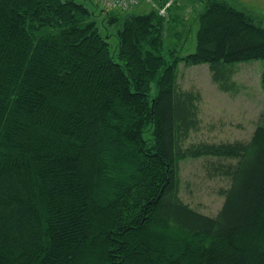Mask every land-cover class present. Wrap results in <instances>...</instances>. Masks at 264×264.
I'll list each match as a JSON object with an SVG mask.
<instances>
[{"label":"trees","instance_id":"obj_1","mask_svg":"<svg viewBox=\"0 0 264 264\" xmlns=\"http://www.w3.org/2000/svg\"><path fill=\"white\" fill-rule=\"evenodd\" d=\"M181 1L112 34L101 0H0V264H264V109L249 140L187 143L201 94L179 84L182 63H207L237 91L264 26L194 0L188 52L183 31L165 40ZM201 157L230 179L215 216L180 194L181 161Z\"/></svg>","mask_w":264,"mask_h":264},{"label":"rangeland","instance_id":"obj_2","mask_svg":"<svg viewBox=\"0 0 264 264\" xmlns=\"http://www.w3.org/2000/svg\"><path fill=\"white\" fill-rule=\"evenodd\" d=\"M239 9L252 16L256 23L264 26V0H227ZM197 1H181V6H174L171 10L172 19L167 22L165 40L170 46L180 43L174 30L183 31L185 34L184 50H195L196 31L198 24L194 22V12ZM192 9V10H193ZM152 10V4L141 0L132 9L125 11L113 9L111 13L118 16L113 23H103L102 16L97 17L98 25L106 32L112 34L122 28L123 19L127 13L144 14ZM170 13V11H169ZM186 22L185 28L182 22ZM192 25L193 31L186 33V28ZM171 25V28H168ZM113 46L116 37L112 36ZM264 59L251 60L238 63L236 66L235 80L237 91H223L213 81L209 65H186L180 66L179 84L184 89H192L201 94L200 117L201 128L192 133L187 143L200 141H234L249 140L253 130L264 109ZM207 157L189 158L181 161V186L180 194L184 201L199 211L208 215H217L221 209L225 196L223 189L229 186L230 179L225 176H210L207 170L209 163ZM212 159H210L211 161Z\"/></svg>","mask_w":264,"mask_h":264},{"label":"built area","instance_id":"obj_3","mask_svg":"<svg viewBox=\"0 0 264 264\" xmlns=\"http://www.w3.org/2000/svg\"><path fill=\"white\" fill-rule=\"evenodd\" d=\"M141 0H101L102 6L106 10L122 9L128 11L137 5ZM149 2L150 0H146ZM173 0H167L164 7H161V11H164L167 6L172 3Z\"/></svg>","mask_w":264,"mask_h":264}]
</instances>
